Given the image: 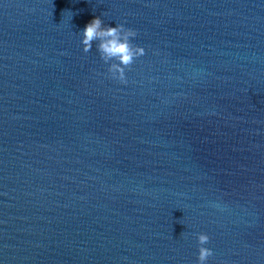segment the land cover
Here are the masks:
<instances>
[{
	"label": "water",
	"instance_id": "obj_1",
	"mask_svg": "<svg viewBox=\"0 0 264 264\" xmlns=\"http://www.w3.org/2000/svg\"><path fill=\"white\" fill-rule=\"evenodd\" d=\"M200 232L264 264V0H0V264H197Z\"/></svg>",
	"mask_w": 264,
	"mask_h": 264
},
{
	"label": "clouds",
	"instance_id": "obj_2",
	"mask_svg": "<svg viewBox=\"0 0 264 264\" xmlns=\"http://www.w3.org/2000/svg\"><path fill=\"white\" fill-rule=\"evenodd\" d=\"M80 43L85 53L92 47V41L99 39L98 51L101 59L108 64V73L111 78L126 83V69L133 64L134 60L145 54V49L141 46H134L131 39L135 38L137 33L123 24H117L115 27L103 26L100 17H94L89 21L80 32ZM109 61H113L109 64ZM220 207V205H215ZM198 245L197 264H208V259L213 255V250L205 247L210 237L207 233L200 232L196 234Z\"/></svg>",
	"mask_w": 264,
	"mask_h": 264
}]
</instances>
